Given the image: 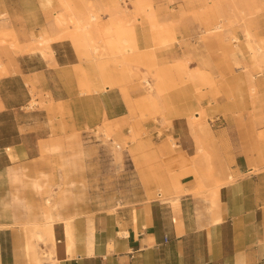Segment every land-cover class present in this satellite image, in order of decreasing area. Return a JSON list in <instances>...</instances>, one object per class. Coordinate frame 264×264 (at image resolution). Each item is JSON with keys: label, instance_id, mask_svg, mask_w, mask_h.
<instances>
[{"label": "crops", "instance_id": "crops-1", "mask_svg": "<svg viewBox=\"0 0 264 264\" xmlns=\"http://www.w3.org/2000/svg\"><path fill=\"white\" fill-rule=\"evenodd\" d=\"M0 2L17 41L24 42L40 29L38 5L48 9L52 0ZM172 29L160 43L164 30L150 29L144 19L139 27L133 25L137 50L125 57L145 73L152 93L137 85L138 77L121 79L122 73L112 77L111 87L81 93L84 73L94 71L95 82L102 85L100 73L112 65L110 60L101 67L94 62L86 69L81 61L89 55L85 47L75 48L67 40L51 44L49 64L37 56H17L21 74L7 69L0 53V63H5L0 69V120L25 91L26 79L48 92L40 127L14 135L10 143L0 142V224L10 226L0 229V264H28L19 226L48 220L53 210L46 200L57 186L52 200L60 218L71 219L74 241L70 256L64 223H55L58 264H264V75L254 77L252 92L242 64H234L235 45L205 33L210 65L204 80L194 81L195 62L185 63L179 53L163 50L179 38ZM113 33L103 32L104 40ZM107 51L118 54L113 47ZM187 119L209 126V136L196 131L215 156L208 168L240 174L220 188L217 222H211L216 214L206 210L201 198L210 182L193 173L196 141ZM97 128L115 139L125 137L126 168L144 187L138 201L114 211L81 200L68 169L70 157H85L94 147L100 153L93 145Z\"/></svg>", "mask_w": 264, "mask_h": 264}, {"label": "rangeland", "instance_id": "rangeland-1", "mask_svg": "<svg viewBox=\"0 0 264 264\" xmlns=\"http://www.w3.org/2000/svg\"><path fill=\"white\" fill-rule=\"evenodd\" d=\"M115 2L117 7H114L115 3L110 0H65V5L61 3V0H52L48 9H44L38 2V10L41 13V17L38 15L40 29L38 32L31 34V39L26 38L24 42L17 41L9 19L7 22L8 30L0 32V53L3 52L4 54L5 67L8 66L7 69L10 70L14 68L21 74L16 61L17 56L22 55L26 58L29 55L30 58H36L37 55L32 52V49L36 47L32 42L35 34L45 31L48 26L69 31L73 28L74 15L88 14L89 11L98 13L101 18L100 22L103 25L108 23V18H112L111 22L113 20L115 23L118 21L115 27L113 26L111 29L112 33L114 32L112 36L117 41L123 42L124 45L131 46L132 51L137 50L135 49L133 25L139 27L143 19L148 22L150 29L164 30V28H167L164 30L166 40L171 35L172 27L175 28L176 32L179 33L178 40L174 44L164 47L163 50L179 53L181 56L179 59L185 63L195 62L197 67L191 72V78L194 81L199 77L204 80L205 70L210 65L206 56L203 36L205 33L210 34L208 29L220 23L219 21L228 24L226 29L236 34L239 38V47L243 50L245 47L241 25L245 23L250 28L255 40H264V27L262 26L264 24V0H214L210 3L207 0H115ZM1 6L0 11H2ZM115 10L121 13H114ZM116 14L119 17L118 20L115 19ZM156 16L159 19L158 22L155 21ZM10 31L12 35H9ZM13 41L16 43L15 46L11 45ZM67 41L70 43L69 40ZM18 45L24 49L23 52L16 51ZM72 45L79 49L85 47L84 50L90 56L95 53L93 51L95 45L93 34L90 32L77 35ZM39 58L41 57L37 56L36 60ZM10 60L13 62L12 66ZM42 60L47 64L50 63L48 59ZM128 60L130 61V59ZM81 61L85 63L86 69L89 68L90 60ZM131 63L134 62L131 61ZM4 65L5 63H0V69L3 70ZM137 67L134 63L133 71L135 74L141 75ZM3 73L6 74V72ZM83 73V70H79V76H82ZM252 74L255 76L264 75V71L259 73L253 68ZM84 76L86 85L82 84L81 93L87 90L89 92L93 91L87 85V79L91 74L87 71ZM142 76L146 78L145 73H142ZM23 88L25 91L20 92L15 98V105L10 106L4 118L0 120V142L10 143L14 140L12 139L14 135L19 136L22 134L24 136L31 132L29 131L32 130L30 128L40 127V112L44 108V103L48 100V92L41 89L40 86L35 87L34 83L27 79L24 81ZM32 99H35L36 105L29 107L28 103ZM199 122L208 126L204 120H199ZM196 124L194 123L195 127ZM93 134V145L97 144L100 153L94 147L93 150L90 149L92 153H85V157H82V155L70 157L72 163H69L71 167L69 166L68 169L71 179L75 182V194H78L81 200H85L89 204L93 203L100 208L115 206L121 208L138 201L143 195L144 187H142L143 185L136 173L126 168L124 150L121 164L117 166L113 159L112 146L109 142L104 143L100 136ZM210 134H207V136ZM90 140L91 138L87 137L85 141ZM198 145L196 146V157L194 158L197 167L193 172H196L200 181L210 182L206 188H203V191H206L213 184L225 183L224 186L228 181L233 182L240 176V174L234 175L230 169L222 170L216 174L218 169L208 168L209 160L215 159V156L209 154L207 148L200 143L199 138ZM203 152H206L209 156L207 165L203 160ZM99 154H101V157ZM78 158L81 159V165L78 164ZM76 182L78 183L76 184ZM205 193L201 194L202 197H205ZM54 194L55 192L52 193L51 202H53ZM112 209L108 211H113ZM43 250L48 251L47 248H43Z\"/></svg>", "mask_w": 264, "mask_h": 264}, {"label": "bare ground", "instance_id": "bare-ground-1", "mask_svg": "<svg viewBox=\"0 0 264 264\" xmlns=\"http://www.w3.org/2000/svg\"><path fill=\"white\" fill-rule=\"evenodd\" d=\"M110 1H113V3H115L114 7H117L115 0H110ZM1 2H0V6H1ZM207 2L208 3L214 2V0H207ZM61 3L65 5V0H61ZM114 13H121V12L118 10H115ZM115 19L117 20L119 19L117 14H116ZM8 20L9 18H8L7 12L4 10L0 11V32H3L4 30H8L7 29ZM100 20L101 18L98 13L89 11L88 14L74 15L73 28L69 31H66V30L64 31L63 29H60V28L55 29L53 27L48 26V28L45 31L35 34L34 37L32 38V42L36 45L35 49L34 48L32 49V52L35 53L37 56L41 57L42 59H48V61H52L53 60V51L51 48L52 43L59 41V40L60 41L69 40L70 43H73L77 35L85 34V32H90L91 34H93V41L95 43L94 48H93L95 55L92 54V56L88 55L89 58L87 57V60L88 61L90 60L89 61L90 67L91 65L94 64V62H96V64L100 62L99 64L101 67V65H105L106 64L105 62H108V60H110L109 64L112 65V69H110L108 73H106L105 71H101L100 76H101V79L103 80L102 85L95 82L96 76H95L94 71L91 73V76H89L87 79V85L91 88V90L95 92L97 89H103V88L113 86L115 82L112 80V77L116 76L117 73H122L121 79H124L127 77L128 78L138 77L139 81L137 82L138 83L137 85L139 86L140 84H142L149 93H152L153 88L150 82H148L145 76L135 74L133 71L134 63H131V61L128 60L129 58L125 57V52L129 53L133 50V48H131V46L124 45L123 42L117 41L112 35L110 36V39H108V41H105L103 38V32L111 31L112 27L113 26L115 27L118 21L116 23L114 22V20L111 22L112 18L110 19L108 18L107 19L108 23L103 25L100 22ZM219 22L220 23L215 24L213 27L208 29L210 30V34H212V35H209L210 39L214 37L222 41L224 40L227 41L228 45L229 44L233 45L232 42L235 44V48L237 49L238 58L236 59L234 58V64L236 66H241L242 64V67L248 76L250 90L254 92L256 88H255L253 81H254V77L256 76L252 74V70L254 68L259 73L260 72L263 73L264 71V40H255L250 31V28L245 23L241 25L243 27L242 31H243L244 47H245L243 50L239 47V44H238L239 38L236 36V34L226 29L228 24H223L221 21ZM9 35H12L11 31L9 32ZM158 36L160 38V40L157 39L158 42L162 43V41H164L163 38L166 40V37L164 35L162 36L158 35ZM11 45L15 46L16 43L13 41L11 42ZM110 47H113L115 49V52L117 51L118 54H116L115 56H109L107 53L108 52L107 49ZM16 51L23 52L24 49L20 45H18L16 46ZM235 56L236 54L234 55V57ZM149 95L150 94H148V96ZM28 105L29 107L35 106L36 105L35 99L34 100L32 99L31 101H29ZM187 123H188L190 130L195 135L196 146L198 145V137L196 138V131L201 132L204 135L210 134L209 127L206 126L204 123L202 124L200 122H197L196 127L194 126V122H192L190 119H187ZM129 131L131 130L129 129ZM94 133L97 136H100L102 140L104 141V143L109 142V144L112 146V149H113L112 151L113 159L115 160L116 165L120 166L121 161H122V152L124 150V145L126 142L124 139L125 137H123L122 139H119L116 137L117 139H115V137H111L110 135H108L105 131H103L100 128H97V130H95ZM112 136H115V135H112ZM202 156H203V160L205 164L207 165L208 159H209L208 154L206 152H203ZM193 173L194 175H196V172H193ZM175 183L176 185H179L177 181ZM229 183L231 182L228 181L227 184ZM223 184H215V185L213 184L209 186L206 191L202 190V193L206 192L204 194L205 197H201L204 203L206 204V207H205L206 210L209 211L212 209L216 214V216L212 218L211 222H217L220 219L218 216L219 192H220V188L223 187ZM57 188L58 186L55 188V190ZM55 190L53 192H55ZM176 198H178V196L174 197V199ZM46 204H48V206L53 210L52 215L48 217L47 221L38 222V223H26V224H22L19 226L20 228L23 229V232H24V239H25L24 249L26 252L27 259H28V264H58L57 256H55L56 254L55 250H56V246L60 242L56 240V237L54 236V225L57 222L64 223V237H65L66 249L70 256L74 254V250H73L74 241H73L71 219L70 218L69 219L60 218L59 214L56 211V204L51 202V197L46 200ZM115 207L112 209L113 211L116 209ZM8 227L10 226L0 224V229L8 228ZM108 247L111 248L110 245ZM43 248H47L48 251L45 252Z\"/></svg>", "mask_w": 264, "mask_h": 264}]
</instances>
